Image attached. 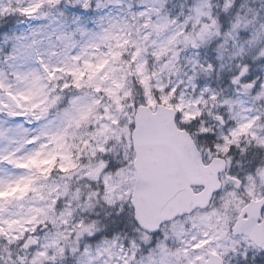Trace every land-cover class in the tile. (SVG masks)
<instances>
[{"label":"snow or ice","instance_id":"1","mask_svg":"<svg viewBox=\"0 0 264 264\" xmlns=\"http://www.w3.org/2000/svg\"><path fill=\"white\" fill-rule=\"evenodd\" d=\"M94 2L99 8L102 0H75L85 11ZM60 4L0 0V21L21 16L59 23L51 10ZM230 7L226 0L225 9ZM205 8L210 5L194 9L198 22L211 20L196 37L200 43L222 37L223 49L246 34L241 29L251 21L238 17L223 31ZM49 27L7 34L10 49L0 48V241L19 242L25 249L39 245L30 260L20 257V264H59L69 250L61 240L72 235L76 243L70 251L78 264H230L233 256L239 264H254L264 256V159H258L264 154V83L247 75L249 65H239L231 82L250 104L221 99L207 88L185 100L176 88L153 83L155 73L141 60L143 49L127 25L109 24L100 31L78 23L72 30ZM196 39L186 37L194 48ZM260 39L254 32L247 43ZM238 51L243 54L244 48ZM198 67L215 71L212 63ZM218 108L227 109L230 125ZM53 110L55 118L49 119ZM25 122L39 127L33 130ZM79 169L92 189L86 207H94L95 197L115 222L102 232L95 220H82L75 225L78 231L50 233L40 245L28 233L47 223L42 215L56 211L60 186L48 211L25 209L24 201L40 193L46 187L41 181L54 172ZM69 192L65 185L63 195ZM75 195L80 199L79 189ZM82 238L88 242L81 245ZM7 245L3 251L11 259Z\"/></svg>","mask_w":264,"mask_h":264},{"label":"clouds","instance_id":"2","mask_svg":"<svg viewBox=\"0 0 264 264\" xmlns=\"http://www.w3.org/2000/svg\"><path fill=\"white\" fill-rule=\"evenodd\" d=\"M202 3L210 5L205 8L210 12L212 19L216 21L217 27L223 31H229L233 23L239 17L242 20L251 21L247 29H241L244 35H240L236 41H230L223 49L219 48V41L222 37H213L206 43H200L196 39L198 33L202 31L205 23L211 25V20L207 17H199L197 20L194 9ZM226 0H102L101 6L97 8L95 2L87 11L75 4V0H61L57 9H52V15L57 17L59 23H52L50 19H29L21 16L10 17L2 21L8 25L4 29L11 34H30L31 29L39 28L42 25H50L48 31L53 28L64 26L72 30L77 26L86 27L90 31H100L109 24L120 26L127 25V30L132 33V38L139 42L141 49V60L147 61L149 72H154L153 83L166 89L176 88L178 95L183 94L185 100H191L198 97L202 90L210 89L220 95V98H239L251 103L250 98L238 96L237 87L232 84L233 75L239 71L238 66L247 63L251 69L249 75L256 82L264 83V0H230L231 7L225 9ZM46 11H48L46 9ZM62 11L63 17L57 13ZM144 13V15H141ZM149 27L145 28L144 24ZM155 25H161L159 30ZM212 28L211 31H215ZM260 33L261 39L255 44L249 45L247 41L252 34ZM147 36L145 40L143 37ZM186 37L196 39L197 47H193L190 40ZM244 48L243 54L238 49ZM0 48L5 52L10 49V44L4 43V36H0ZM161 49L166 52L161 53ZM135 51V49H130ZM161 53L159 58L153 53ZM223 56L221 60L219 57ZM212 63L215 65V71H204L198 65ZM167 64V67H165ZM130 83L132 81L130 80ZM195 86V87H193ZM71 93L66 94L65 99H69ZM139 100V97H137ZM209 101V105H211ZM62 106H66L63 104ZM55 111L49 119L55 118ZM225 116L227 125H230L229 113L227 109H216ZM209 124L217 127L216 122L209 120ZM25 126L35 130L39 124L33 122ZM207 147V144H203ZM239 160V155L236 156ZM258 159H264V154H260ZM114 162L120 163L119 159L113 157ZM83 163H87V154ZM83 169L74 171L68 175L54 172L51 179L42 180L45 185L40 193L29 196L24 201L25 209L29 207L41 208L47 210L46 204L51 197L56 195L55 188L60 186V199L55 212H48V215L41 216L42 221L38 225L36 233H28L42 245L46 243L45 237L50 233H62L68 235L75 229V225L80 221L91 222L95 220L102 232H105L115 222V217L110 209L103 206L102 202L97 203L93 197L94 207H86V197L92 191L87 187L90 183L83 175ZM68 185L70 192L67 197L63 195L64 186ZM79 189L80 199L76 198V190ZM43 196V200L39 196ZM71 206L70 209L68 206ZM71 211V215L67 214ZM61 212L65 214L60 215ZM29 215L31 213H28ZM55 220V224L52 220ZM67 221L65 224L63 221ZM78 231V229H75ZM23 239V237H22ZM86 238H82L81 245L87 243ZM75 236L72 235L69 240H61V244L68 247L63 260L59 264H78V256L74 255L70 249L75 246ZM7 241H0V264H20L19 258L24 257L30 260L31 254L39 245H30L28 249L23 248L19 242H12L7 245L11 249L12 257L3 251ZM230 264H239V260L233 256L230 258ZM253 264V262H249ZM254 264H264V256H258Z\"/></svg>","mask_w":264,"mask_h":264},{"label":"rangeland","instance_id":"3","mask_svg":"<svg viewBox=\"0 0 264 264\" xmlns=\"http://www.w3.org/2000/svg\"><path fill=\"white\" fill-rule=\"evenodd\" d=\"M7 19H8V18H7ZM0 23H1V25L3 26V29H5V28L8 27V25L3 24L2 21H0ZM7 34H8V33L5 31L4 33L1 34V36H5V35H7Z\"/></svg>","mask_w":264,"mask_h":264},{"label":"trees","instance_id":"4","mask_svg":"<svg viewBox=\"0 0 264 264\" xmlns=\"http://www.w3.org/2000/svg\"><path fill=\"white\" fill-rule=\"evenodd\" d=\"M1 32H2V33H4L5 31H4V30H2ZM0 36H1V35H0Z\"/></svg>","mask_w":264,"mask_h":264}]
</instances>
